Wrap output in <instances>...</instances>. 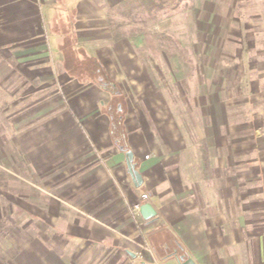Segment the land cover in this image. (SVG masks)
<instances>
[{
    "label": "crops",
    "instance_id": "crops-1",
    "mask_svg": "<svg viewBox=\"0 0 264 264\" xmlns=\"http://www.w3.org/2000/svg\"><path fill=\"white\" fill-rule=\"evenodd\" d=\"M122 1L0 0V168L21 180L8 184L9 204L20 205L9 212L49 222L35 230L39 244L24 264H138L133 241L159 264H179L177 243L196 264H264V101L250 99L260 90L249 74L255 45L232 54L241 65L231 73L219 66L228 55L220 45L207 51L206 36L187 24L177 38L200 49L187 53L192 76L177 77L175 54L143 51L153 37L112 39L106 11ZM77 45L102 66L91 78L65 67ZM223 91L250 93L238 103L242 117L234 119ZM143 194L153 220L136 210Z\"/></svg>",
    "mask_w": 264,
    "mask_h": 264
},
{
    "label": "rangeland",
    "instance_id": "rangeland-1",
    "mask_svg": "<svg viewBox=\"0 0 264 264\" xmlns=\"http://www.w3.org/2000/svg\"><path fill=\"white\" fill-rule=\"evenodd\" d=\"M161 1L123 0L121 3L113 6L112 9H107L106 15L112 39L119 41L126 34L138 33V30L141 29L147 34L168 35L167 33L171 32V24H174L176 37L170 33L169 35L174 38L173 41L177 40L181 44L177 38L180 35V30L183 29V26L189 27L188 30H190V25L187 24H193V26L195 24L197 27L195 28L199 30V37L206 36L207 51L216 53L219 49L217 45H220V52L229 55H223L219 66L226 71L230 70L231 73L235 71L234 68L240 62L239 60H237L239 62L233 60L231 58L232 54L237 52L239 56L243 47L247 49V43L249 42V46L255 45V49L253 50L255 51L254 56L257 58L253 64L254 69H250L249 74L255 78L258 88L260 87V90L250 95V99L264 101V0H175L176 2L172 4L177 3L178 6L176 7H172V4L169 3L173 0H165L171 6L166 4L164 7L161 6ZM221 4H223V10L217 11L221 9V6L217 8V5ZM90 7L91 12L100 8L102 9L101 6H92V4H90ZM216 13L220 16L222 14V18L216 16ZM64 14L71 16L72 13L67 14L65 12ZM204 32H206V35ZM198 43L196 45L193 43L192 45L185 44L184 47L181 44V46L187 53L188 51L194 53L200 49ZM221 43L224 44L221 45ZM64 46L67 48L71 47L70 44ZM202 49L204 50V46H202ZM152 51L155 52L156 49ZM82 57L87 58L86 52L80 48V45H77L75 53H69L66 56L65 67L76 72L84 68V70H88L90 78L91 72H96L97 68L101 70L102 66L98 61H91V59L84 60ZM77 58H80V60H74ZM74 62L77 67L73 65ZM216 62L218 63V61H213V63ZM241 69L238 70L240 80L243 79ZM104 76L107 83L108 81H113L112 78L109 80V75ZM228 79L230 77L227 78L226 83L230 87L232 82L231 79ZM186 89L188 90L187 84ZM219 94L227 103V109L230 112L235 110L234 119L237 120L238 117H242V112L246 109L241 108L240 111H237L240 107L238 103L246 101L248 99L246 94L250 93L223 91L219 92ZM121 98L120 95H114L112 101L121 103ZM241 126L244 127L245 125L241 124ZM13 180L21 181L17 176L11 175L0 168V264H24L27 249L39 244V240L34 236L35 230L49 225L48 221L41 222L40 220L20 219L17 218L18 214L9 212L11 206L14 210L20 206L9 204L8 184ZM17 192H23L22 186L21 188H17ZM21 209L22 206L20 207V211H22Z\"/></svg>",
    "mask_w": 264,
    "mask_h": 264
},
{
    "label": "trees",
    "instance_id": "trees-1",
    "mask_svg": "<svg viewBox=\"0 0 264 264\" xmlns=\"http://www.w3.org/2000/svg\"><path fill=\"white\" fill-rule=\"evenodd\" d=\"M162 5L161 6H165L166 4H172L173 2H176L175 0L167 3L165 0H162ZM169 4V5H170ZM171 6V5H170ZM178 6L177 3L172 4V7H176ZM138 34L139 35H145L147 37H153V43H146L145 47L143 49V51H146L148 48L152 49V50H158V51H164L166 53H170V54H175L177 60V77H180L181 74L182 78L184 77H191L192 76V69H193V65L192 62L190 60L189 55L187 54V52L184 50V48L181 46V44L177 41L174 40L173 41V37L172 36H167V35H162V34H157V33H151V34H147L145 33V31L143 29L138 30ZM129 36L135 38L136 33H130ZM177 249H175L172 252V255H179V256H184V253L180 252V250H182V247L179 243Z\"/></svg>",
    "mask_w": 264,
    "mask_h": 264
},
{
    "label": "water",
    "instance_id": "water-1",
    "mask_svg": "<svg viewBox=\"0 0 264 264\" xmlns=\"http://www.w3.org/2000/svg\"><path fill=\"white\" fill-rule=\"evenodd\" d=\"M126 164L128 167V171L130 176L136 186H140L143 183V177L140 172L137 170L136 165L134 163V155L131 150H126ZM139 213L143 217L144 220H153L156 218L157 211L153 207V205L147 200H143L139 205ZM129 254L135 256L131 251H128ZM179 264H196L193 258L188 257L184 258V256L177 257Z\"/></svg>",
    "mask_w": 264,
    "mask_h": 264
},
{
    "label": "built area",
    "instance_id": "built-area-1",
    "mask_svg": "<svg viewBox=\"0 0 264 264\" xmlns=\"http://www.w3.org/2000/svg\"><path fill=\"white\" fill-rule=\"evenodd\" d=\"M148 198V195L147 194H143L142 195V200H146ZM139 205L140 203H138L136 205V210L138 211L139 210ZM138 247L139 249L141 250V252L138 253V255L143 259V261L141 263H138V264H159V262L156 260V259H152V260H145L144 259V255H143V252H151V248L145 244V243H139L137 241H133ZM143 251V252H142Z\"/></svg>",
    "mask_w": 264,
    "mask_h": 264
}]
</instances>
